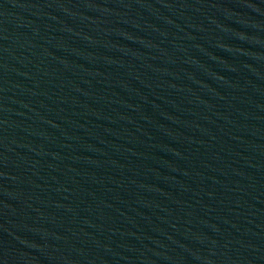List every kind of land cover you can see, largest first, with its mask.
Returning <instances> with one entry per match:
<instances>
[{"label": "water", "instance_id": "obj_1", "mask_svg": "<svg viewBox=\"0 0 264 264\" xmlns=\"http://www.w3.org/2000/svg\"><path fill=\"white\" fill-rule=\"evenodd\" d=\"M0 264H264V0H0Z\"/></svg>", "mask_w": 264, "mask_h": 264}]
</instances>
